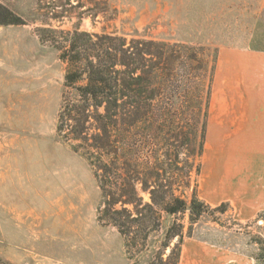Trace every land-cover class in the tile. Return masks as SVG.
Instances as JSON below:
<instances>
[{
  "label": "rangeland",
  "instance_id": "rangeland-1",
  "mask_svg": "<svg viewBox=\"0 0 264 264\" xmlns=\"http://www.w3.org/2000/svg\"><path fill=\"white\" fill-rule=\"evenodd\" d=\"M0 2L24 21L0 25V264H147L173 220L183 227L178 264H264V0ZM41 27L164 42L182 56L163 100L174 126L132 133L141 132L142 158H164L167 186L187 200L195 189L211 207L193 224L188 212L162 214L133 261L117 229L97 220L90 165L57 134L65 63L40 41ZM86 124L90 137L96 123ZM171 143L180 144L177 160L165 154Z\"/></svg>",
  "mask_w": 264,
  "mask_h": 264
},
{
  "label": "trees",
  "instance_id": "trees-1",
  "mask_svg": "<svg viewBox=\"0 0 264 264\" xmlns=\"http://www.w3.org/2000/svg\"><path fill=\"white\" fill-rule=\"evenodd\" d=\"M19 24L24 21L0 2V25ZM37 32L40 41L49 42L65 63L57 134L90 165L101 194L97 220L117 229L127 258L133 261L134 254L145 250L149 234L160 228L162 214L188 212L193 224L208 213L211 206L197 196L195 189L187 200L184 192L178 193L173 184L164 183L169 179L165 177L164 158L157 154L152 155V161L150 156L142 158L141 143L135 139L141 132L132 133L135 127L146 124L158 134L164 133L165 128L167 133L175 124L170 110L163 106L167 87L177 80L174 72L184 67L182 56L174 47L142 39L127 42L123 37L78 29L41 27ZM185 59L195 60L194 54ZM91 119L97 132L88 137L86 123ZM177 138L174 135V140ZM169 145L172 150L167 147L165 154L169 152L177 160L180 144ZM189 171H185L187 178ZM138 184L149 194V202H143L138 195ZM183 186L188 187V181ZM220 206L229 207L227 203ZM176 222L173 220L166 229L161 249L147 264H178L183 227ZM174 238L176 243L163 258Z\"/></svg>",
  "mask_w": 264,
  "mask_h": 264
},
{
  "label": "crops",
  "instance_id": "crops-1",
  "mask_svg": "<svg viewBox=\"0 0 264 264\" xmlns=\"http://www.w3.org/2000/svg\"><path fill=\"white\" fill-rule=\"evenodd\" d=\"M259 127H262L261 129L262 130H264V119L262 120V123H261V125L259 126ZM261 197H263V196H259V198L258 199H260ZM262 202V201H261ZM259 212V208H258V210L257 211H253V209H250V213H248V215H245V213H243L242 212V214L243 215H241L244 219H249V218H254L255 216H256V213H258ZM235 258H237L236 260H234V259H231V261H234V262H236V264H245L244 263V258H242V257H240V258H238V257H235ZM251 264H255L254 263V259H253V263H251ZM256 264H258V263H256Z\"/></svg>",
  "mask_w": 264,
  "mask_h": 264
}]
</instances>
